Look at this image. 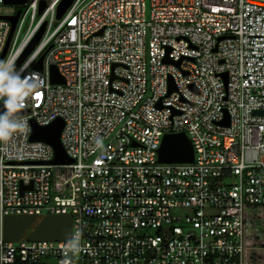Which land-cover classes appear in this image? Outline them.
Listing matches in <instances>:
<instances>
[{
	"label": "built area",
	"instance_id": "obj_1",
	"mask_svg": "<svg viewBox=\"0 0 264 264\" xmlns=\"http://www.w3.org/2000/svg\"><path fill=\"white\" fill-rule=\"evenodd\" d=\"M61 1L14 4L6 69L45 29L17 68L32 85L12 105L27 127L0 140V220L71 213L72 237L0 231V264H247L264 219V0H73L58 17ZM11 28L0 18V58ZM59 117L74 161L45 163L54 149L31 122ZM180 131L194 161L160 162Z\"/></svg>",
	"mask_w": 264,
	"mask_h": 264
},
{
	"label": "water",
	"instance_id": "obj_2",
	"mask_svg": "<svg viewBox=\"0 0 264 264\" xmlns=\"http://www.w3.org/2000/svg\"><path fill=\"white\" fill-rule=\"evenodd\" d=\"M27 0H5V4L22 5ZM73 0H62L58 6L57 16L61 17ZM45 7V1L41 2L40 12ZM21 9L13 16L1 15L0 18H7L11 21L12 28L8 38L5 50L0 58L2 61L5 51L8 47L9 41L16 26ZM45 29V24L37 32L30 44L23 51L19 60L15 64V69L22 63L26 56L34 49L39 42ZM42 55L39 61L35 64V69L43 71ZM179 64V61L177 62ZM50 80L53 83H63L64 77L60 74L56 65L50 67ZM174 84H170V91L174 89ZM8 106L5 105L4 100L0 104V112L6 110ZM10 115L14 118L20 114L26 113L28 109L11 107ZM229 124V118L225 120ZM64 127V120L56 118L48 125H40L34 119L31 122V139L35 141H44L49 143L54 149V157L45 163H71L73 158L68 155L61 140V133ZM195 151L193 144L185 131L166 133L158 148V159L160 162L169 163H185L193 162ZM32 185V184H31ZM25 186L23 185L22 188ZM30 230L29 233L27 231ZM0 231H2V238L5 241H17L27 233L26 239L29 241L37 240H69L73 232V216L71 213H49L40 218L36 214H8L0 220Z\"/></svg>",
	"mask_w": 264,
	"mask_h": 264
},
{
	"label": "clouds",
	"instance_id": "obj_3",
	"mask_svg": "<svg viewBox=\"0 0 264 264\" xmlns=\"http://www.w3.org/2000/svg\"><path fill=\"white\" fill-rule=\"evenodd\" d=\"M6 61H0V95L5 97L4 103L8 107L0 112V140L10 137L14 131L27 127V122L10 115V109L14 103H18L20 97L26 96L32 87L29 81L22 76L23 69L5 68Z\"/></svg>",
	"mask_w": 264,
	"mask_h": 264
},
{
	"label": "rangeland",
	"instance_id": "obj_4",
	"mask_svg": "<svg viewBox=\"0 0 264 264\" xmlns=\"http://www.w3.org/2000/svg\"><path fill=\"white\" fill-rule=\"evenodd\" d=\"M18 9V7L14 4H4L2 3L0 5V13L1 14H9V13H13ZM78 202V194H76L74 197H70V198H64L60 201H58V203L60 204H74ZM252 229L249 230V237H250V242H251V237L255 236L257 233H259L260 231H263L264 229V219L262 218H258L255 220L254 225L251 227ZM30 230L27 231V233H29ZM251 246V245H250ZM257 250L260 251V248L257 247ZM257 252L253 251L251 253V255L248 257V261L247 264H264L261 263L259 258L257 257Z\"/></svg>",
	"mask_w": 264,
	"mask_h": 264
},
{
	"label": "trees",
	"instance_id": "obj_5",
	"mask_svg": "<svg viewBox=\"0 0 264 264\" xmlns=\"http://www.w3.org/2000/svg\"><path fill=\"white\" fill-rule=\"evenodd\" d=\"M263 215L264 213L261 214V216ZM249 230H248V235H249ZM250 245H249V248L247 249V258L251 255L253 251H256L258 253L257 257L259 258L260 262L264 263V229L263 231L259 230V233L251 237ZM257 247L260 248V251L257 250Z\"/></svg>",
	"mask_w": 264,
	"mask_h": 264
},
{
	"label": "bare ground",
	"instance_id": "obj_6",
	"mask_svg": "<svg viewBox=\"0 0 264 264\" xmlns=\"http://www.w3.org/2000/svg\"><path fill=\"white\" fill-rule=\"evenodd\" d=\"M264 3V2H263Z\"/></svg>",
	"mask_w": 264,
	"mask_h": 264
}]
</instances>
